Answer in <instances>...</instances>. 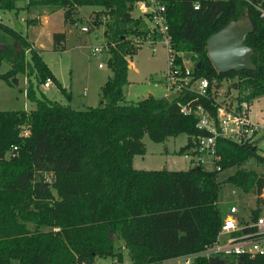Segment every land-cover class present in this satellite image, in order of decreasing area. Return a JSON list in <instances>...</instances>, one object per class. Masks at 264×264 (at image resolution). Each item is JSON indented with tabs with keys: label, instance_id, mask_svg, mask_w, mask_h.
<instances>
[{
	"label": "trees",
	"instance_id": "trees-1",
	"mask_svg": "<svg viewBox=\"0 0 264 264\" xmlns=\"http://www.w3.org/2000/svg\"><path fill=\"white\" fill-rule=\"evenodd\" d=\"M136 1L25 0L23 10L59 6L64 23L74 24V12L82 5L98 7L97 13L108 18L103 36L111 75L99 86L97 105L83 109L42 93L39 85L46 78L57 86L58 81L26 35L0 21V64L8 63L0 79L13 86L23 75L24 96L32 105L0 110V264H92L96 258L123 256L129 264H171L214 240L221 221L216 206L221 182L243 192L262 185L264 173L243 167L253 160L264 171L257 148L221 136L215 139L218 171L199 164L184 170L133 168V156L145 151L143 135L162 142L184 134L178 152L192 153L196 138L207 131L197 128L194 113H183L181 106L200 105L214 116L218 104L210 86L204 95L183 89L169 98L125 99L128 60L140 46L133 39L147 34L141 17L130 15ZM161 1L172 47L193 59L192 79H215L216 87L235 77L229 87L236 90V103L264 96V23L255 8H264V0ZM0 10H16L14 0H0ZM245 17L253 27L244 43L252 50L254 68L216 71L206 39ZM24 23L36 24V19L25 17ZM51 39L52 50L63 49V32H53ZM229 167L236 169L218 181V173ZM226 261L264 264L261 257ZM194 264L207 261L196 258Z\"/></svg>",
	"mask_w": 264,
	"mask_h": 264
},
{
	"label": "rangeland",
	"instance_id": "rangeland-1",
	"mask_svg": "<svg viewBox=\"0 0 264 264\" xmlns=\"http://www.w3.org/2000/svg\"><path fill=\"white\" fill-rule=\"evenodd\" d=\"M21 0H14L16 10H0V20L9 23L10 26L19 30L27 38L36 37L39 31L41 42L48 46L47 32L53 29L57 32H65L63 49L61 50H44L40 53L42 60L47 64L50 71L56 77L59 86L51 82L50 86L44 88L41 84L39 89L49 99L55 100L61 104H69L75 108H85V104L95 106L98 101L99 86L110 74L106 66V57L109 55L104 45V36L102 34L104 21L107 17L97 13L98 7L82 5L76 8L73 17L76 19L75 24L64 23L60 12L57 8L46 9L47 14L52 12L47 23L44 18L35 25H26L20 20L22 14ZM21 6V7H20ZM62 9V8H61ZM141 14L139 4L134 3L130 15L135 17ZM142 19V18H141ZM44 24H40V22ZM95 21H98L96 24ZM144 21L148 23L145 16ZM86 26L87 31H81L80 27ZM94 46H103L101 52L91 54L90 48ZM152 52L149 43L142 42L138 50L129 58V67L127 68V83L122 86V92L126 100H138L148 94L154 97L169 98L174 95L172 90H168L162 83V71L165 65L164 48L155 43L152 45ZM189 66L193 65V59L190 54L185 53ZM101 63V67H98ZM8 69V63L2 61L0 64V73ZM235 81L231 79H222L215 88L216 98L235 102L236 90L229 87V84ZM25 87V77L18 75L17 85H8L0 79V110H20L29 107L23 89ZM83 105V106H82ZM32 107V105L30 104ZM250 114L254 119H264V96L256 97L251 101ZM142 142L145 151L142 155H134L132 158L133 168H164L167 170H184L193 166L189 158H184L178 149L185 143V135L179 134L175 137H167L162 142H154L147 135H143ZM263 144L259 142L258 147ZM206 157H204L205 159ZM243 167L252 169L259 174H263V168L253 160L247 161ZM236 167H229L220 171L217 180L222 181L226 176L232 174ZM46 180L49 174H45ZM216 206L221 215L225 214L228 207L233 204L237 207L238 212L243 214L252 204L249 192H243L239 187L228 183L221 182ZM114 258H96L92 264H108L109 260ZM171 264H181L173 261ZM225 264H237L236 262Z\"/></svg>",
	"mask_w": 264,
	"mask_h": 264
},
{
	"label": "built area",
	"instance_id": "built-area-1",
	"mask_svg": "<svg viewBox=\"0 0 264 264\" xmlns=\"http://www.w3.org/2000/svg\"><path fill=\"white\" fill-rule=\"evenodd\" d=\"M141 17L146 23L147 34L145 37L133 39L135 44L141 45L146 41L152 52L155 43L160 44L165 52V65L162 71V83L168 90L177 93L183 89L194 91L198 95H204L210 86V92L214 94L217 102L216 112L211 116L206 109L200 105L191 107L189 103L181 106L183 113H194L196 127L207 131V134L198 136L195 147L190 151L182 153L184 158H189L193 164H199L203 169H220L217 164L218 155L215 151V139L217 136L233 141L236 145L252 144L257 152L264 157V119H254L250 114L251 101L241 100L238 103H230L215 96L216 80L210 83L207 79L196 77L192 79V66L187 64L183 54L176 51L171 44L168 33V24L165 18V2L161 0H138ZM134 5V4H133ZM198 3L193 2L192 8L197 9ZM258 16L264 23V8L255 6ZM81 31H87L86 26L80 27ZM103 46L90 48L92 55L101 52ZM101 67V63H98ZM51 84L50 78H46L41 85L46 88ZM259 142L262 146L258 147ZM11 148H15L14 146ZM204 157H206L204 159ZM264 176V175H263ZM252 204L243 214L238 212L235 205L231 204L225 214L221 215L219 229L214 240L206 244L200 251L175 258L169 261L181 264H194L196 258L210 257L222 259L243 256L247 258L261 257L264 259V181L258 190L249 191ZM253 212H256L253 214ZM123 249V248H122ZM111 264H129L128 259L123 256L121 260L113 259Z\"/></svg>",
	"mask_w": 264,
	"mask_h": 264
},
{
	"label": "water",
	"instance_id": "water-1",
	"mask_svg": "<svg viewBox=\"0 0 264 264\" xmlns=\"http://www.w3.org/2000/svg\"><path fill=\"white\" fill-rule=\"evenodd\" d=\"M252 29L248 17L231 20L206 39V54L216 71L225 73L254 68L251 61L252 50L244 43L246 35ZM225 263L226 259L222 258L207 259V264Z\"/></svg>",
	"mask_w": 264,
	"mask_h": 264
},
{
	"label": "crops",
	"instance_id": "crops-1",
	"mask_svg": "<svg viewBox=\"0 0 264 264\" xmlns=\"http://www.w3.org/2000/svg\"><path fill=\"white\" fill-rule=\"evenodd\" d=\"M21 2H22V4H21V6H23V4L25 3V0H21ZM20 6V7H21ZM51 9V8H57V11L58 12H60V14H61V17H62V9L59 7V6H55V5H43V6H29V7H27V9L26 10H23L22 9V14H21V16H20V20L21 21H24V18L25 17H33V18H35L36 19V24L38 23V21H40V19L39 18H44L45 20H44V23H47V21L49 20V16L51 15V14H53L52 12H48L47 14H42V12L41 11H43V12H46L45 10L46 9ZM1 19V18H0ZM1 22H3L2 20H0ZM3 23H5V22H3ZM44 23H42V21L40 22V24L42 25V24H44ZM76 23V22H75ZM74 23V24H75ZM5 24H8V25H10L9 23H5ZM35 24V25H36ZM32 25H34V24H32ZM103 30H104V26H103ZM53 32H57V31H55V30H53V29H50V30H48V32H47V37H48V46L49 47H47L46 45L44 46L43 45V42H41V35L43 34V35H45L44 33H43V31H39V33L40 34H38L35 38L34 37H31V38H27L31 43H32V46L33 47H35L36 49H38L39 51H40V53L42 52V51H44V50H48V49H52V39H51V34L53 33ZM63 33H64V39H65V32L63 31ZM102 34H103V31H102ZM104 42H105V38H104ZM63 44H64V42H63ZM130 65H129V63H128V67H129ZM53 74V73H52ZM54 75V74H53ZM111 75V72H110V74H108L107 76H106V78L107 77H109ZM55 77V76H54ZM56 78V77H55ZM106 78H105V80H106ZM57 80V79H56ZM104 80V81H105ZM103 81V82H104ZM102 82V83H103ZM101 83V84H102ZM100 84V85H101ZM50 86V85H49ZM48 86V87H49ZM47 88V87H46ZM98 96H99V93H98ZM259 97H261V96H259ZM98 100H99V98H98ZM27 101V100H26ZM27 103L29 104V107L28 108H25L24 110H28V109H30L31 108V106H30V103L27 101ZM97 103H98V101H97ZM97 103H96V105H97ZM69 105V104H68ZM70 106V105H69ZM83 106V105H82ZM88 106H91V105H89V104H85V106L84 107H88ZM71 108H74V109H83V108H75V107H72V106H70ZM134 157V156H133ZM194 165V164H193ZM135 169H144V170H157V169H161V168H158V167H156V168H141V167H136ZM172 170H174V169H172ZM112 263V260L110 259L109 260V262H108V264H111Z\"/></svg>",
	"mask_w": 264,
	"mask_h": 264
}]
</instances>
